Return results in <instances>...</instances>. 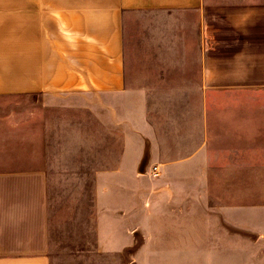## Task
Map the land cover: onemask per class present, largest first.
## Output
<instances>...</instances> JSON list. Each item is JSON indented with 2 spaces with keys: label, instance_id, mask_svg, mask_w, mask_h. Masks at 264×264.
Listing matches in <instances>:
<instances>
[{
  "label": "crops",
  "instance_id": "1",
  "mask_svg": "<svg viewBox=\"0 0 264 264\" xmlns=\"http://www.w3.org/2000/svg\"><path fill=\"white\" fill-rule=\"evenodd\" d=\"M185 36L194 41H168ZM145 38L164 45L142 51L133 44ZM182 52L194 53V60L182 59ZM145 53L172 54L175 61L157 68L178 71V85L186 83L184 68L196 69L191 84H200L206 125L218 106L234 125L228 137L241 136L250 157L259 154L246 168L264 169V0H0V264H52L53 178L44 159L82 154L70 147L77 137L69 125L83 119L65 117L61 133L57 112L100 108L95 119L105 124L101 107L114 100L149 103L151 79L135 72L155 64L135 65L131 58ZM217 97L228 105H212ZM11 131L19 135L12 136L14 150ZM65 141L70 148H60ZM136 142L137 135L115 168L97 171L95 241L85 251L119 256L131 247L128 218L143 206Z\"/></svg>",
  "mask_w": 264,
  "mask_h": 264
},
{
  "label": "rangeland",
  "instance_id": "2",
  "mask_svg": "<svg viewBox=\"0 0 264 264\" xmlns=\"http://www.w3.org/2000/svg\"><path fill=\"white\" fill-rule=\"evenodd\" d=\"M134 41L142 51L164 45L153 38ZM168 41L179 46L194 37ZM181 56L190 61L195 54L182 52ZM131 58L135 65L155 64L150 71L135 72L139 80L143 77L139 75L151 79L149 103L114 100L116 105L101 107L105 124L95 119L100 108L57 112L61 133L67 128L65 117L83 119L69 125L77 137L70 147L82 154L44 159L43 166L53 178L52 264H111L107 260L111 256L123 259L122 264H264V169L257 166L249 171L245 166L246 160L254 162L259 154L250 157L241 136L228 137L234 125L226 123L218 106H213L212 123L206 125L200 84H191L196 69L184 68L186 83L178 85V71L157 68V64L175 61L172 54ZM137 89L146 91L133 90ZM210 103L224 106L228 100L217 97ZM24 104L30 106V98ZM230 112L239 118V113ZM133 131L140 149L143 206L141 215L128 218L131 247L119 256L85 251L95 241L97 171L120 163L127 155L125 145L134 141ZM206 134L212 137L206 140ZM10 136L14 150L19 145L12 136L19 137L18 132L11 131ZM67 147L66 141L60 144V148ZM156 161L164 168L158 177L152 175Z\"/></svg>",
  "mask_w": 264,
  "mask_h": 264
},
{
  "label": "built area",
  "instance_id": "3",
  "mask_svg": "<svg viewBox=\"0 0 264 264\" xmlns=\"http://www.w3.org/2000/svg\"><path fill=\"white\" fill-rule=\"evenodd\" d=\"M152 175L158 177L161 175V168L157 165L152 167Z\"/></svg>",
  "mask_w": 264,
  "mask_h": 264
}]
</instances>
